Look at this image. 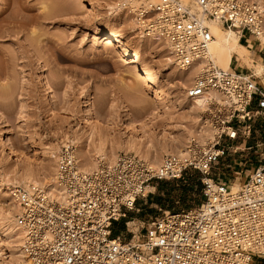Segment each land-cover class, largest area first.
Segmentation results:
<instances>
[{
    "label": "built area",
    "instance_id": "1",
    "mask_svg": "<svg viewBox=\"0 0 264 264\" xmlns=\"http://www.w3.org/2000/svg\"><path fill=\"white\" fill-rule=\"evenodd\" d=\"M119 6L139 34L159 35L177 68L195 71L187 97L219 95H208L203 111L212 138H189L182 155L164 154L158 167L120 152L89 170L78 163L76 146L65 142L54 172L60 197L38 183L9 188L27 264H264V163L241 182L243 170L233 171L231 180L213 173L229 151L251 148L246 139L264 121V84L254 72L216 65L206 24L214 20L236 31L246 46L256 41L262 52L264 9L252 0H119ZM189 170L200 175L199 203L162 211L129 231L127 240L121 229L113 234L120 221L128 225V214L155 180H175Z\"/></svg>",
    "mask_w": 264,
    "mask_h": 264
},
{
    "label": "rangeland",
    "instance_id": "2",
    "mask_svg": "<svg viewBox=\"0 0 264 264\" xmlns=\"http://www.w3.org/2000/svg\"><path fill=\"white\" fill-rule=\"evenodd\" d=\"M261 1L264 5V0ZM88 2H93L95 8ZM116 2L0 0V17H3L0 20V129L6 130L14 144L12 148L4 145L0 135V181L26 168L39 176L45 170L50 169L51 173L57 156L51 157L47 148L69 142L65 136L80 126L88 130L93 124L110 140L108 147L111 142L118 144L129 139L146 144L147 139L153 138L158 147L168 137L186 144V130L191 125L187 122V108L180 106L193 75L188 72L183 75L177 66L167 69L166 44L141 38L129 27V17L122 10L112 9ZM13 20L20 21L21 26H14ZM97 28L120 30L119 43L93 37ZM261 45L262 52L258 51L260 46L256 41L249 46V55L260 67L264 65V57L260 59L264 44ZM134 48L137 53L133 52ZM131 59L138 60L139 69ZM235 65L233 59L232 67ZM237 68L241 69L238 62ZM242 70H248L245 64ZM255 70L257 67L253 66L249 72ZM140 73L154 77L169 99L159 105L151 98V89L139 80ZM256 76L264 84L262 71ZM84 93L87 95L82 96ZM88 98L92 116L85 113ZM246 140L251 148L229 151L215 164V176L231 180L233 171L243 170L236 181L241 182L249 169L264 163V121L256 122ZM168 143L172 140L168 139ZM120 152L123 151L116 154ZM4 185L0 182V213L12 207L9 190L3 189L7 187ZM200 186L198 174L191 170L175 180H155L147 196L137 199L135 211L126 218L128 225L120 221L114 232L121 229L127 240L129 231L145 227L162 211H177L199 203L202 195L196 189ZM0 242L4 245L5 260H12L13 249L6 248L11 239L0 238Z\"/></svg>",
    "mask_w": 264,
    "mask_h": 264
},
{
    "label": "bare ground",
    "instance_id": "3",
    "mask_svg": "<svg viewBox=\"0 0 264 264\" xmlns=\"http://www.w3.org/2000/svg\"><path fill=\"white\" fill-rule=\"evenodd\" d=\"M82 2H85V0H81ZM158 1V0H154ZM187 2V0H184ZM257 2L263 9L264 5L262 4L261 0H252ZM88 5H90L91 8H95V5L93 2H88ZM113 10H121L119 6V0L112 6ZM45 15H47L45 13ZM44 16V15H43ZM127 17V15L125 16ZM98 18V14H97ZM15 19V18H13ZM0 20H3V17H0ZM14 26H21V22L18 20H13ZM102 23H104L102 21ZM206 24L209 27V30L213 36V38L210 41L208 50L209 53L212 55L216 65H218L220 68L228 69L230 68L231 61L234 59L236 62H242L247 66L248 71H251V68L253 66L257 67V70L254 71L256 75L260 74L263 66H257L256 61L251 58L249 55V46L244 45L243 43L239 42L238 40V34L236 31L232 29H226L223 28L220 23L214 21V20H207ZM129 27H132L133 30L136 31V27L134 25L133 20L129 17ZM138 33V32H137ZM122 32L120 30H105L103 28H97L93 31V37L99 36L101 41H112L116 40L119 43V37L121 36ZM141 38L147 37L143 34H140ZM148 40L152 41H162L159 35L154 34L150 37ZM259 40L261 41V44H264V31L263 33L259 34ZM163 42V41H162ZM253 44V41H250L249 45ZM61 47V46H60ZM60 51H64L63 48H60ZM134 53H137V48L133 49ZM167 69L169 67H176L173 64V61L169 55L165 57ZM130 62H132L134 67L139 69V64L137 59H131ZM255 63V64H254ZM259 65V63H258ZM179 69V68H177ZM181 73H190L191 75H195V71H188V70H179ZM140 81L143 82V86L151 89V98L158 101L159 105H162L164 101L169 99V95L163 93L160 88H158L156 84V80L154 77L149 75L148 73L146 75L140 73ZM189 81V80H188ZM182 84V82H181ZM87 94L84 93L82 96H86ZM209 96H215L219 98V95L216 92H209L208 94H204L202 96L189 98L185 96V101L182 102L181 107H186L188 111V121L191 125V128L186 130V137L191 138L193 136H198V138L205 142L209 138H212L213 131L210 129V127L206 124V121L203 117V111L205 110V101L207 97ZM86 100V99H85ZM91 101L86 100L85 104V113L88 115H93L91 110ZM186 111V110H185ZM202 113V115L200 114ZM186 118V119H187ZM130 122V121H129ZM89 124V123H88ZM131 124H133L131 122ZM81 127V126H80ZM80 127L79 129H75L74 132L71 130V134L65 136V140H68L69 142L78 144L75 145L78 147L77 151V159L78 163L84 170H89L94 167H96L100 160H103L105 162H111L113 159L117 156V151H123V152H133L135 155H139L143 157L145 160H147L152 167H158L160 165L162 156L164 154L168 153H176L177 155H182L185 144L184 141L177 140V138L174 137H168V139L172 140V143H168V139L165 138L163 143L158 144L157 147L153 141V139H147L146 144H143L141 142L134 140H125L123 143L114 144L111 142L110 147H108L109 141L108 138L105 137L102 133L98 132V130L95 129L92 125H89L88 130H82ZM185 128V127H184ZM184 132V131H183ZM0 135L1 140L4 139V145H8L9 148L14 147V144L10 140V138L6 135L5 129H0ZM171 136V135H170ZM150 138V137H149ZM152 138V137H151ZM179 141V143H177ZM186 141V140H185ZM143 142V141H142ZM171 142V141H170ZM60 145L58 143L53 144L49 146L47 149V153L50 154L51 157H56L57 154L60 151ZM91 147V148H90ZM86 150V152H85ZM86 155H85V153ZM53 167L51 165V168L53 171L49 173V171L45 172L43 176H39L35 171L32 169L26 168L23 171H15L12 175L7 176L3 179H1V183L5 184V188L7 191L9 190L10 185H28L31 183H38L45 185L49 192L53 195H57L58 197L61 196L62 191L61 188L56 184L54 179V172L56 168L55 161L52 162ZM50 168V167H49ZM47 169V168H46ZM48 170V169H47ZM232 188L236 189L237 183H232ZM8 193V192H7ZM9 194V193H8ZM12 207L9 208L6 212L0 213V238L5 239H11V243H7V250L13 249L11 251L10 255L12 260H5L7 256L3 253L4 245L2 242H0V264H27L26 258L24 256V253L21 248L22 240H23V227L21 223L18 221L17 215L19 213V206L15 203V201L11 200ZM15 249V250H14ZM5 257H4V256ZM10 257V258H11Z\"/></svg>",
    "mask_w": 264,
    "mask_h": 264
},
{
    "label": "crops",
    "instance_id": "4",
    "mask_svg": "<svg viewBox=\"0 0 264 264\" xmlns=\"http://www.w3.org/2000/svg\"><path fill=\"white\" fill-rule=\"evenodd\" d=\"M236 62V61H235ZM231 66H232V61H231V64H230ZM238 65L241 67V69H242V67L244 66V64L242 63V62H238ZM236 67H237V62H236V65H235ZM247 67V66H246ZM262 73L264 74V71H263V69H262ZM150 189H152V186H150L149 187Z\"/></svg>",
    "mask_w": 264,
    "mask_h": 264
},
{
    "label": "trees",
    "instance_id": "5",
    "mask_svg": "<svg viewBox=\"0 0 264 264\" xmlns=\"http://www.w3.org/2000/svg\"><path fill=\"white\" fill-rule=\"evenodd\" d=\"M185 174V173H184ZM198 174V173H197ZM183 177V175L180 177V178H182ZM198 179H199V181H200V175L198 174ZM200 185H201V183H200ZM198 186H199V183H198ZM197 186V187H198ZM201 187V186H200ZM196 190H198L199 192H200V188L199 189H196ZM113 234H116V232H114Z\"/></svg>",
    "mask_w": 264,
    "mask_h": 264
}]
</instances>
